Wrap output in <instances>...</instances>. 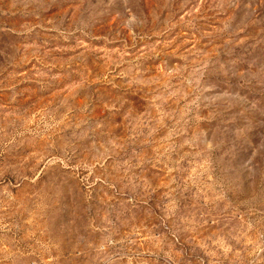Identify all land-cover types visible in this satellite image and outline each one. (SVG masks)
Wrapping results in <instances>:
<instances>
[{
  "label": "rangeland",
  "instance_id": "rangeland-1",
  "mask_svg": "<svg viewBox=\"0 0 264 264\" xmlns=\"http://www.w3.org/2000/svg\"><path fill=\"white\" fill-rule=\"evenodd\" d=\"M0 264H264V0H0Z\"/></svg>",
  "mask_w": 264,
  "mask_h": 264
}]
</instances>
